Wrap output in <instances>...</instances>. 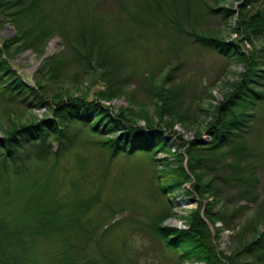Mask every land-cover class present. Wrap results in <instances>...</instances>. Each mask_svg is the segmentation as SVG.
Returning <instances> with one entry per match:
<instances>
[{
    "label": "trees",
    "instance_id": "16d2710c",
    "mask_svg": "<svg viewBox=\"0 0 264 264\" xmlns=\"http://www.w3.org/2000/svg\"><path fill=\"white\" fill-rule=\"evenodd\" d=\"M114 1L130 22L140 30L146 28L151 37H171L169 29L177 34L185 33L194 43L227 61L238 63L242 71L235 73V80L229 84L222 100L205 112L208 120L202 130L195 131L193 138L185 141L174 130V124L182 123L185 114H181L179 107L181 91L167 88L172 69L159 84L152 78H145L157 100L158 121L145 118L139 125L125 110L114 112L103 104V101L119 98L120 93L114 83L106 79L110 71L105 66L113 59L98 49L101 46L97 40L99 35L94 33L102 26L97 24L102 18L95 16L96 4L101 0H90L77 8L76 21L81 27L75 42L80 49L70 47L78 63L86 67L94 63L96 68L103 69L106 90L97 92L94 100L54 93L39 78L30 85L9 63L8 58L23 50H42V43L46 44L53 35V24L48 26L49 15L57 10L60 17L66 18L67 5L61 9L54 7L52 2L48 6L46 0H0V25L11 24L16 30L12 38L0 39V104L12 114L17 107L44 110L45 113L29 123L12 124L10 129L0 126L3 136L0 140V264H24L22 244L32 243L37 237H59L68 243L70 237H66V233L69 232L73 233V238L79 233L83 235L84 246L79 250L87 253L83 256L86 262L75 261L67 251L61 255L65 259L58 258V264H116L98 241L101 226L105 225L108 231L116 222L109 216L93 220V223L89 218L83 220L94 203L99 202L111 170L106 175L104 169L97 183L92 185L93 194L85 196L82 183L85 173L82 171L90 169L80 156H76L80 179L71 182L72 195L67 204L58 198V176L57 171L54 174L55 166H50L51 159L56 163L79 147L82 132L100 138L93 144L106 154L110 163L119 157L130 159L139 155L149 162L153 171L149 192L164 200L167 207V213L154 216L151 223L163 245L175 254L177 264H264V229L260 232L253 229L249 241L240 238L231 253L217 250L216 242L220 234L231 227L229 221L234 215L214 209L225 187L234 190L233 196L238 202L256 203L258 199L249 136L264 102V45L258 48L253 44L263 37L264 0L261 4L260 0H243L236 10L219 6L227 0ZM76 2L70 1L69 6H76ZM129 4L135 7L132 11ZM216 14L225 22L235 16L232 31L236 41L227 42L221 33L199 31L191 25L199 15L209 18ZM182 18L190 32L184 30ZM66 42L71 46L68 39ZM245 44H250L251 50L241 51ZM59 60L64 57L49 59L50 66L46 70L59 69L62 64ZM50 77L57 78L55 74ZM166 134L177 135L182 141L179 148L173 150L168 145ZM203 135L209 140L202 139ZM36 169H41L42 175L32 176V170ZM179 191L197 200V207L184 218L186 227L181 229L163 225L167 215L171 216L170 197ZM24 197L19 217L13 213V219H9L12 201ZM90 244L94 252H90Z\"/></svg>",
    "mask_w": 264,
    "mask_h": 264
},
{
    "label": "rangeland",
    "instance_id": "374dc122",
    "mask_svg": "<svg viewBox=\"0 0 264 264\" xmlns=\"http://www.w3.org/2000/svg\"><path fill=\"white\" fill-rule=\"evenodd\" d=\"M46 1L48 6L52 2L54 7L61 9L67 5L66 18L60 17L57 10L50 14L48 26L53 24V35L46 44L44 43L45 45L42 43V50H23L8 58L9 63L18 76L30 85H34L35 80L39 78L48 84L49 89L54 93L60 92L64 96L87 97L88 100H94L97 92L106 90L102 78L103 69L96 68L94 63H91L90 67L78 63L75 51L70 48L73 46L80 49L75 42L81 27L76 21L77 8L90 0H77L76 6L73 7L69 6L72 0ZM241 2L243 0H227L219 6L232 7L236 10ZM261 2L263 0H260V4ZM96 5L98 8L95 16L102 18L99 23L97 22L102 26H98L97 31L96 29L94 31L99 35L97 40L101 46L98 49L107 52L113 59L109 66H105L110 71V76L106 79L113 82L120 93L119 98L110 102L103 101V104L113 108L114 112L125 110L127 115L133 116L139 125L144 123L145 118L158 121L159 117L155 112L157 100L153 96L150 82L145 78H152L155 84H159L166 76V72L172 69L167 88L181 91L178 99L179 107L181 114H185L182 123L174 124V130L185 141L193 138L195 131H201L208 120L205 112L222 100L223 94L229 89V84L235 80V73L242 71L241 66L194 43L185 33L177 34L169 29L167 32L172 35L171 37L155 35L151 37L146 28L140 30L134 22H130L114 0H101ZM129 6L131 11L135 8L133 5L129 4ZM189 19L193 20L191 17ZM181 21L184 23L183 18ZM234 21L235 16L225 22L217 14L209 18L199 15L196 22H192L191 25L194 24V29L199 31L221 33L225 41L234 42L237 39L232 31ZM183 27L190 32L189 25L184 23ZM86 28L89 29L90 26ZM15 33L13 25H0V39L12 38ZM262 36L261 39L253 42L258 48L264 45V33ZM66 39L70 41L71 46ZM251 48L250 44H245V47H241V51ZM107 53H104V56L110 57ZM62 56L64 60H59L62 63L59 69L48 72L46 70L50 66L48 60ZM51 74H55L57 78L52 79ZM14 110L15 114L8 113L9 109L0 104V126L10 129L12 124L29 123L45 114L44 110L38 109L27 110L17 107ZM166 135L169 137L168 145L173 150L179 148V143L182 141L177 139V135ZM2 137L0 130V140ZM99 139L88 132H82L79 135L81 147L71 150L65 158L62 157L56 163L51 159L50 166H55L54 174L57 171L58 176L57 185L60 191L58 198L63 204H67L72 195L71 182L80 179L76 156H80L90 169L82 171L85 173V177L82 178L84 179L82 183L85 184V196L93 194L95 189L92 185L97 183L98 175L104 169L106 175L111 170L106 182L104 181L99 202H95L90 211L83 216V220L89 218L90 223H93V220H102L106 216L116 222L108 231L105 230V225L101 226L103 232L99 231L98 236V241H101L104 250L109 253V258L116 264H177L175 254L163 245L151 223L154 216L167 213L165 201L149 192V180L153 177L151 165L141 158V155L130 159L119 157L110 163L106 154L93 144ZM202 139L209 140L204 135ZM249 145L252 149L251 160L256 167L255 188L258 199L256 203L238 202L233 196L234 190L231 187L224 188L214 209L234 215L232 221H229L231 227L223 231L216 242L217 250L225 253H231L236 247L235 242L240 238L249 241L253 229L259 232L264 229V220H262L264 219V102L258 109L253 132L249 136ZM37 173L42 175L41 169L32 170V176ZM170 200L171 216L167 215L163 225L178 229L185 228L184 218L197 207L196 198L186 197L179 191L170 197ZM24 202L25 197L12 201L9 208L12 214L9 215V219H13V213L19 217ZM217 224L220 226V222ZM66 234L68 235L66 237H70L68 243L59 237H37L32 243L22 244L24 251L22 255L18 254L22 256L24 264H58L60 263L58 258L65 259L61 255H65L67 251L75 261L84 260L83 256L87 253L79 250L84 246L83 235L79 233L73 238L71 237L73 233ZM94 251L95 248L91 245L90 252Z\"/></svg>",
    "mask_w": 264,
    "mask_h": 264
},
{
    "label": "water",
    "instance_id": "95a60500",
    "mask_svg": "<svg viewBox=\"0 0 264 264\" xmlns=\"http://www.w3.org/2000/svg\"><path fill=\"white\" fill-rule=\"evenodd\" d=\"M210 226V225H209Z\"/></svg>",
    "mask_w": 264,
    "mask_h": 264
}]
</instances>
